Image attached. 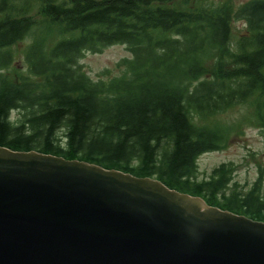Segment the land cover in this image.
Instances as JSON below:
<instances>
[{
  "label": "trees",
  "instance_id": "obj_1",
  "mask_svg": "<svg viewBox=\"0 0 264 264\" xmlns=\"http://www.w3.org/2000/svg\"><path fill=\"white\" fill-rule=\"evenodd\" d=\"M185 2L0 0V146L155 177L264 221L260 186L229 189L230 164L197 178L198 157L232 129L199 120L245 106L264 129V0ZM238 19L245 32L234 38ZM114 44L131 54L118 63L125 73L92 79L79 60Z\"/></svg>",
  "mask_w": 264,
  "mask_h": 264
},
{
  "label": "water",
  "instance_id": "obj_2",
  "mask_svg": "<svg viewBox=\"0 0 264 264\" xmlns=\"http://www.w3.org/2000/svg\"><path fill=\"white\" fill-rule=\"evenodd\" d=\"M0 264H264V221L155 177L0 146Z\"/></svg>",
  "mask_w": 264,
  "mask_h": 264
},
{
  "label": "rangeland",
  "instance_id": "obj_3",
  "mask_svg": "<svg viewBox=\"0 0 264 264\" xmlns=\"http://www.w3.org/2000/svg\"><path fill=\"white\" fill-rule=\"evenodd\" d=\"M226 0H186L185 6L217 4ZM248 0H229L235 7ZM245 22L234 20L232 22L233 37L245 32ZM27 39L16 46L15 67L24 70L22 50ZM130 58L131 54L123 44H114L106 47L100 53L85 52L79 60L82 69L92 78L108 80L125 73V68L119 65L122 58ZM245 106L233 107L223 113L216 114L208 119L199 120L202 123L218 121L220 125H231L227 142L219 150L205 152L197 159V178L209 177L212 171L221 164H230L232 167L229 189L235 183L240 193H244L253 186L259 185L260 192L264 194V129L245 118L248 111ZM247 109V108H246ZM20 112H11L12 119H18ZM205 121V122H204Z\"/></svg>",
  "mask_w": 264,
  "mask_h": 264
}]
</instances>
